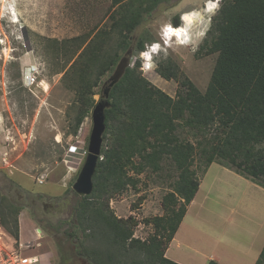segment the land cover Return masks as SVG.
Masks as SVG:
<instances>
[{"label": "trees", "instance_id": "trees-1", "mask_svg": "<svg viewBox=\"0 0 264 264\" xmlns=\"http://www.w3.org/2000/svg\"><path fill=\"white\" fill-rule=\"evenodd\" d=\"M110 1L114 9L107 26L96 25L59 41L70 63L60 71L75 94L74 135L94 106L101 77L123 62L109 90L106 143L92 192L72 191L77 198L64 234L75 244L76 255L90 264H180L169 259L166 250L199 187L193 167L196 155L202 175L215 162L264 187V0H220L207 30L210 39L200 46L205 54H217L203 92L189 78H179L180 70L170 58L158 62L161 77L178 81L174 97L153 85L140 69L138 54L146 42L154 41L150 33L133 36L144 17L169 0ZM171 23L180 26L179 15ZM165 160L176 176L162 197L164 213L144 220L153 232L141 239L134 236L137 220L116 216L109 202L136 185L130 171H158ZM25 204L22 192L0 190V224L17 242L18 216ZM36 222L44 230L59 229L49 221ZM67 257L61 253L60 263L65 264ZM206 264L221 263L210 259ZM254 264H264V245Z\"/></svg>", "mask_w": 264, "mask_h": 264}, {"label": "rangeland", "instance_id": "rangeland-1", "mask_svg": "<svg viewBox=\"0 0 264 264\" xmlns=\"http://www.w3.org/2000/svg\"><path fill=\"white\" fill-rule=\"evenodd\" d=\"M206 1L161 2L133 32L134 38L142 32L152 36L154 41L146 42L144 51L158 42L157 53H150L148 60L141 57L142 52L138 54L140 69L172 97L178 89L177 79L167 80L156 72L158 62L167 58L177 64L179 78H189L202 92L208 84L217 54H205L200 46L210 39L207 30L220 0ZM203 3L217 7L210 14L202 10ZM110 4V0H0V190L23 194L26 204L18 216L19 239L14 241L8 234V241L30 245L22 250L34 256V264H61V253L70 255L65 264H90L76 255L75 244L64 229L77 198L72 185L87 154L92 109L77 134H72L75 94L67 85L68 76L63 78L64 71H60L70 63H66L68 53L59 47V41L96 25L107 26L114 9ZM186 10L202 14L200 21L195 19L187 28L186 41L192 38V42L184 44L180 38L161 41L162 27L173 25L174 15H179L182 25ZM206 18L205 34L197 40L189 37L200 32ZM35 68L39 70L37 79L47 83L44 88L24 81V74ZM122 69L120 62L101 77L94 89L95 103ZM193 167L200 185L166 256L180 264H206L211 258L221 264H254L264 245V187L215 162L202 175L197 155ZM130 173L136 177V185L111 198L109 205L118 217L133 216L138 222L134 236L144 239L153 232L144 220L164 213L162 197L171 190L176 173L167 160L158 171L147 168L140 174ZM13 184L20 186L13 188ZM37 219L59 229L44 230Z\"/></svg>", "mask_w": 264, "mask_h": 264}, {"label": "water", "instance_id": "water-1", "mask_svg": "<svg viewBox=\"0 0 264 264\" xmlns=\"http://www.w3.org/2000/svg\"><path fill=\"white\" fill-rule=\"evenodd\" d=\"M120 76V75H119ZM119 76L111 78L109 86L103 92V98L97 101L91 111L92 128L89 134L87 154L72 189L79 195H88L93 189V175L97 162L102 158L103 134L106 129L105 109L109 107L110 87ZM40 231V229H38Z\"/></svg>", "mask_w": 264, "mask_h": 264}, {"label": "built area", "instance_id": "built-area-1", "mask_svg": "<svg viewBox=\"0 0 264 264\" xmlns=\"http://www.w3.org/2000/svg\"><path fill=\"white\" fill-rule=\"evenodd\" d=\"M37 77L36 70H30L24 74V81L29 85L35 84L38 87L44 88L45 84H47L45 79H37ZM4 160L6 159L4 158ZM8 236V233L0 224V264H34L35 261L32 260L34 256L27 255L22 250L23 247L30 248V245L20 242L16 246L14 245L15 242L10 243L8 241Z\"/></svg>", "mask_w": 264, "mask_h": 264}, {"label": "bare ground", "instance_id": "bare-ground-1", "mask_svg": "<svg viewBox=\"0 0 264 264\" xmlns=\"http://www.w3.org/2000/svg\"><path fill=\"white\" fill-rule=\"evenodd\" d=\"M206 2L207 1H205L204 3L206 4ZM217 2H219V0H216V3ZM203 5L204 6V8H202V10L204 9V12H207V13H212L215 9H216V7L217 6H214V7H211L210 8V5L208 6V7H206V5ZM206 14V13H205ZM182 18H181V20H182V25H180V26H176V27H174V26H169V25H164L163 27H162V29H161V32H160V36H161V41H164L165 40V38H168V39H173V38H180L182 41H183V43L184 44H187V43H190V42H192V38L190 39V41L189 42H187L186 41V39H187V35H188V33H187V28H188V26L189 27H191L192 25H193V23L195 22V19L196 20H199V18L202 16V14H200L199 12L197 13V12H194L193 14H191V13H188V12H185V13H183L182 15ZM201 20V19H200ZM199 20V21H200ZM204 20V19H203ZM202 20V21H203ZM207 18L205 19V21L202 23V25H201V27H200V29H199V33L197 34V35H194L193 33L192 34H190L189 35V37H195V39L197 40L198 38H201L204 34H205V32H206V30H207ZM165 28V29H164ZM164 30H165V32H164ZM196 31V30H195ZM163 32H164V34H163ZM203 34V35H202ZM158 42H155V43H153V45L151 46V47H149V49L147 50V51H142V53H141V57H143V59L144 60H148V58H149V54L150 53H157V51H154L155 49H156V47H157V44ZM150 67V66H149ZM148 68V67H147ZM146 68V69H147Z\"/></svg>", "mask_w": 264, "mask_h": 264}, {"label": "crops", "instance_id": "crops-1", "mask_svg": "<svg viewBox=\"0 0 264 264\" xmlns=\"http://www.w3.org/2000/svg\"><path fill=\"white\" fill-rule=\"evenodd\" d=\"M208 170V169H207ZM206 173V172H205ZM199 185H200V183H199ZM199 188V187H198ZM198 191V190H197ZM196 195V194H195ZM194 201V198H193V200L190 202V203H192ZM188 207V206H187ZM186 212H187V210H186ZM186 214V213H185ZM175 235V234H174ZM173 239V238H172ZM168 249V248H167ZM167 251V250H166ZM211 259H213V258H211ZM210 260V259H209ZM215 260V259H214ZM217 261V260H216Z\"/></svg>", "mask_w": 264, "mask_h": 264}, {"label": "clouds", "instance_id": "clouds-1", "mask_svg": "<svg viewBox=\"0 0 264 264\" xmlns=\"http://www.w3.org/2000/svg\"><path fill=\"white\" fill-rule=\"evenodd\" d=\"M38 69L40 68V67H37ZM35 70H36V73H39V70H37L36 68H35Z\"/></svg>", "mask_w": 264, "mask_h": 264}, {"label": "snow or ice", "instance_id": "snow-or-ice-1", "mask_svg": "<svg viewBox=\"0 0 264 264\" xmlns=\"http://www.w3.org/2000/svg\"><path fill=\"white\" fill-rule=\"evenodd\" d=\"M211 7H214V5H210V8H211Z\"/></svg>", "mask_w": 264, "mask_h": 264}]
</instances>
